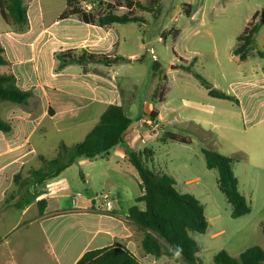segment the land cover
I'll return each instance as SVG.
<instances>
[{"label":"rangeland","instance_id":"374dc122","mask_svg":"<svg viewBox=\"0 0 264 264\" xmlns=\"http://www.w3.org/2000/svg\"><path fill=\"white\" fill-rule=\"evenodd\" d=\"M90 1L99 10L100 2L115 0ZM140 1L146 3L147 0ZM25 3L33 24L36 8L41 13L39 16L44 26L53 22L66 6V0H41L36 5L35 0H25ZM186 4L192 6L189 17L183 7ZM161 5L156 18L150 13L138 11L144 23L118 24L114 30L117 35L114 52L126 57H138L133 62L126 59V63L118 67L122 77L117 79L116 86L123 93L126 112L134 120L138 113L144 116V111L151 114L156 110L160 115L157 128L145 127L151 138L148 137L149 140L137 150L145 147L153 150L154 161H149L148 167L156 172L162 170L163 173L173 174L178 191L193 195L205 206L208 221L206 233H191L199 247L198 263L215 264L214 256L222 250L234 258L254 246L264 250V91L251 93L253 97L245 92L240 93L243 100L240 106L210 97L196 76L200 74L215 89L225 93L231 91L232 83L245 81L251 76L250 66L260 63L262 57H251L250 64L241 65L232 56V50L254 12L259 11L257 20L261 22L264 0H164ZM125 11L121 8L118 13ZM39 22L36 28H39ZM28 26L29 21L25 27L7 24L0 15V32L13 27L15 32L22 33ZM261 28L264 36L262 22ZM151 50L161 64L159 73L152 70L155 60ZM5 54L9 58L8 53ZM89 69L101 68L91 65ZM4 73H11L10 66H0V74ZM160 85L167 88L162 102L153 100V93ZM5 105L28 107L0 102V116L12 126V121L2 115V112H7V108H1ZM36 107L37 104H32L30 109ZM87 129L78 133L75 130L58 131L53 127L47 133L39 129L31 139V146L36 149V155L50 160L56 156L62 142L69 146L79 143ZM20 131L25 133L24 130ZM167 132L185 137L191 143L164 144L160 139ZM12 133L13 130L9 133L0 131V150L4 148L5 138ZM241 143L246 144L238 146ZM203 148H214L234 158L239 190L251 205L250 214L239 219L231 217V205L218 188L217 171L206 167ZM99 163L100 160L98 164H86L83 170L96 174L94 170ZM39 166L42 163L30 164L28 168ZM189 181L191 183L186 184ZM123 184L125 186L119 178L105 181L96 175L94 177L95 193L97 196L105 193L108 200L113 199L112 195L120 187L123 188ZM102 197L99 196L98 201H104ZM160 258H157L156 264H186L178 258Z\"/></svg>","mask_w":264,"mask_h":264},{"label":"crops","instance_id":"0c3cea01","mask_svg":"<svg viewBox=\"0 0 264 264\" xmlns=\"http://www.w3.org/2000/svg\"><path fill=\"white\" fill-rule=\"evenodd\" d=\"M37 1L41 0H35V5ZM84 4L89 6L88 10L96 9L91 1ZM66 7L67 5L64 10ZM35 10L37 14L34 24L28 10L29 26L25 32H15L13 27L0 32V44L9 55L7 59L11 63L10 71L16 76L18 86L31 90L34 94L28 107H1L7 108V112H2V115L12 121L13 133L5 138L4 148L0 150V264H76L87 251L117 244L128 248L142 264H156L157 258L143 251L145 233L127 219L129 209L142 194L138 172L129 162L128 155L149 149L145 147L137 150L149 140L148 137L151 138L145 127H158L159 113L154 120L149 118L150 111H144V116L138 113L135 120L132 118L134 122L126 132L124 142L111 149L107 155L81 159L57 178L39 185L37 190L41 191V195L38 200L47 201L43 215L36 202L21 210L13 207L1 210L7 197L16 191L14 176L21 169H29L30 164L39 165V158L44 157L36 155V149L31 146L35 132L42 129L47 133L53 127L58 131L75 130L78 133L88 127L80 138L81 142L95 127L108 106L124 107L123 93L116 86V81L122 77V71L118 67L126 62L111 67L94 65L101 69L92 70L89 66L85 70L84 67L73 64L57 71L55 54L70 49H86L93 54L121 56L130 62L138 59L134 55L126 57L114 52L113 47L117 44L114 30L118 24L99 27L85 24L76 17L60 20L63 10L53 22L44 26L39 16L41 13L36 8ZM256 13L259 11L254 12V15ZM37 22L40 24L39 28H36ZM254 56L262 59L260 63L250 66L251 76L245 81L232 83L231 91H227L239 100L240 106L243 103L240 93L245 92L253 97L254 94L251 93L264 91L262 28L257 36L256 49L245 62L239 64H250V58ZM74 65L77 67H73ZM32 104H37L38 107L30 109ZM20 130L25 133L22 134ZM243 144L246 143L238 146ZM151 151L153 156L149 161H154V151ZM99 160V165H96ZM92 163H96V174L83 170L86 164ZM160 171L157 173H163ZM80 173L83 174L84 181ZM95 175L105 181L119 178L125 186L123 184V188L120 187L111 200H108L105 193L99 195L104 198L100 202L95 193ZM168 175L174 178L173 174ZM189 183L191 182H186ZM105 185L108 186V183L105 182ZM107 201H114L113 206L108 207ZM138 206L145 208L143 203ZM162 258L164 256L160 259Z\"/></svg>","mask_w":264,"mask_h":264},{"label":"trees","instance_id":"16d2710c","mask_svg":"<svg viewBox=\"0 0 264 264\" xmlns=\"http://www.w3.org/2000/svg\"><path fill=\"white\" fill-rule=\"evenodd\" d=\"M164 0H115L114 2H100V9L88 10L83 4L90 0H66V9L59 19L71 17L78 18L85 24L99 27H108L114 24L127 25L144 23V19L137 14L138 11L152 14L155 18L161 11ZM185 14L189 17L192 6L184 5ZM126 11L118 13L119 9ZM0 15L5 23L25 27L28 24V9L24 0H0ZM256 13L247 24L242 34L237 38V44L232 50V56L238 63L245 62L256 49L257 36L261 22ZM57 71L69 65H79L87 70L90 65L111 67L126 61L121 56H107L88 52L86 49H70L55 54ZM5 49L0 44V66H10ZM187 70H191L185 67ZM161 64L153 61L152 70L159 73ZM201 85L208 95L220 100H228L238 105L239 100L228 93L217 90L200 74H196ZM167 88L160 85L153 93V100H165ZM34 94L31 90H24L18 86L17 78L12 73L0 74V102H10L19 105H28ZM158 112L153 110L150 114L152 120L156 119ZM134 120L127 114L123 106L110 105L100 116L95 127L85 136L83 141L68 146L61 143L53 159L40 157L42 166L39 168L21 169L14 176L16 191L9 195L1 206V210L13 207L21 210L36 202L41 215L47 206L45 199L38 200L41 191L39 185L60 176L66 169L77 164L81 159H95L105 156L111 149L124 142V136ZM204 131L203 129H201ZM0 131H12L10 122L0 116ZM160 141L190 144L191 141L177 134L167 132ZM206 167L218 173V188L231 205V217L239 219L251 213V205L246 196L239 190V180L234 171L235 160L213 149L203 148ZM153 152L145 149L143 152H131L129 162L137 170L140 178L141 196L136 204L129 209L127 219L134 223L145 234L142 248L145 254L160 258L167 256L170 259L178 258L186 264H200L197 262L199 247L191 233L205 234L208 221L203 204L193 195L182 194L176 188L175 179L165 173H157L148 167V161ZM81 179L84 176L80 173ZM143 203L141 209L138 204ZM264 235V224L262 225ZM215 264H264V250L259 246L248 248L238 258L222 250L214 256ZM76 264H142L139 259L125 246L117 244L98 250H90L83 254Z\"/></svg>","mask_w":264,"mask_h":264},{"label":"built area","instance_id":"2783aa9c","mask_svg":"<svg viewBox=\"0 0 264 264\" xmlns=\"http://www.w3.org/2000/svg\"><path fill=\"white\" fill-rule=\"evenodd\" d=\"M84 8L89 9V6H88V5H85ZM150 53H151L153 59H154L155 61H157V60H156V57H155V55L153 54V51H152V50L150 51ZM106 199H107V197H105V200H106ZM113 204H114V201H107V205H108V207H112Z\"/></svg>","mask_w":264,"mask_h":264},{"label":"water","instance_id":"95a60500","mask_svg":"<svg viewBox=\"0 0 264 264\" xmlns=\"http://www.w3.org/2000/svg\"><path fill=\"white\" fill-rule=\"evenodd\" d=\"M261 22L264 23V12H263V16L261 18Z\"/></svg>","mask_w":264,"mask_h":264}]
</instances>
